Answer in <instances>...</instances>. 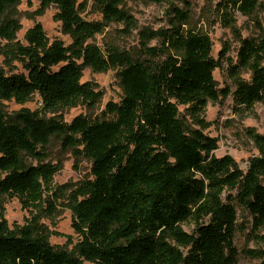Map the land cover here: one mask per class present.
I'll list each match as a JSON object with an SVG mask.
<instances>
[{
  "label": "trees",
  "instance_id": "trees-1",
  "mask_svg": "<svg viewBox=\"0 0 264 264\" xmlns=\"http://www.w3.org/2000/svg\"><path fill=\"white\" fill-rule=\"evenodd\" d=\"M38 1L39 14L56 7L70 42L49 40L40 23L26 30L24 42L16 40L21 26L12 12L20 0H0V37L7 41L10 65L17 61L21 67L0 70V102L24 104L38 96L42 111L59 116L78 105L98 109L102 91L81 80L86 67L115 70L121 94L118 101H107L99 116L78 114L69 122L44 119L25 107L7 116L0 107L1 192L30 211L43 210L46 201L48 215L59 200L70 209L79 235L74 253L53 246L43 232L34 234L33 223L11 230L0 220V264H236L235 236L244 230L238 209L251 215V233L264 245L258 234L264 227V134L250 135L259 155L242 170L232 156L214 155L217 139L195 123L209 102L228 95L248 108L264 102L261 26L258 37L237 34V64L226 56L227 46L213 56L210 36L192 26L189 9L170 8L167 25L143 28L139 48L127 51L92 40L110 23H123L124 31L135 25L127 0ZM209 2L234 32L235 12L264 13L260 0ZM88 7L102 19H85ZM223 60L233 89L217 85L214 70ZM239 69L250 79H242ZM52 135L90 161V177L68 193L52 189L54 165L28 163V158L43 160L40 149ZM185 223H194L191 233ZM246 253L264 264V248Z\"/></svg>",
  "mask_w": 264,
  "mask_h": 264
},
{
  "label": "rangeland",
  "instance_id": "rangeland-1",
  "mask_svg": "<svg viewBox=\"0 0 264 264\" xmlns=\"http://www.w3.org/2000/svg\"><path fill=\"white\" fill-rule=\"evenodd\" d=\"M212 4L209 0H161L160 2L127 0L126 9L134 19L135 25L128 31H124L123 23H110L102 34H96L92 40L102 48H105L107 43H113L127 51L137 50L140 46V31L143 28L155 29L166 26L167 13L170 14V8L177 7L183 10L189 9L192 26L210 36L213 42L214 57H218V52L227 46L229 50L226 56L232 62L239 64L237 51L240 40L237 34L242 37H258L261 30L259 25L264 30V13L258 11L253 17H248L235 12L237 31L234 32L230 27L224 26L219 17L212 12ZM38 8V0H30V3L27 0H20L17 4L12 12V16L21 26V29L16 32V40L24 42L23 36L26 30L35 23H40L49 40L61 39L65 44H68L70 39L67 34L61 31V24L55 17L56 7L50 5L42 14L38 13ZM83 17L87 20L102 19L101 14L91 7L87 8ZM6 42L0 37V70L9 73L15 66L17 67L15 71H20L21 67L17 61L12 62L13 66L9 63L10 60L5 52ZM227 67V62L223 60L220 67L214 70V76L219 88L229 86L233 89L227 74ZM238 75L242 79H250V73L246 69H239ZM81 80L95 83L97 89L102 91V101L98 109L91 110L85 105H78L61 110L62 116H59L42 111L40 99L35 96L24 104H18L14 100H2L0 102L1 110L10 116L25 107L29 111H36L44 119L55 118L69 122L78 114L99 116L107 101H118L120 98L121 90L116 71L113 69L106 72H95L86 67ZM178 109L181 114L186 115L187 111L183 105H178ZM186 117L191 119L190 116L186 115ZM195 123L206 134L217 139L218 148L214 151V155L228 154L236 160L242 170H245L249 158L259 155V149L250 135L264 134V102H256L248 108L236 104L233 97L228 95L216 102H209ZM40 150L43 152V160L28 158V163L37 165L43 162L57 168L51 184L53 190L62 187L68 193L78 182L90 177V161L83 156H75L72 150L66 149L61 144V136L52 135L46 146ZM53 202L57 208L56 212L51 215L47 214L46 201L43 204V210L30 211L22 206L17 197H11L0 190V220H5L7 227L11 230H17L26 224L33 223V226H36L33 228L34 234L43 232L48 236V240L53 246L76 253L79 235L72 229L71 211L59 203V200ZM238 222L244 225V230L237 231L235 236V245L239 252L236 264H256L257 260L247 254L246 250L264 248V245L251 233L252 218L250 214L238 209ZM194 226V223L182 225L187 233H191ZM258 234L264 235V227L258 230Z\"/></svg>",
  "mask_w": 264,
  "mask_h": 264
}]
</instances>
